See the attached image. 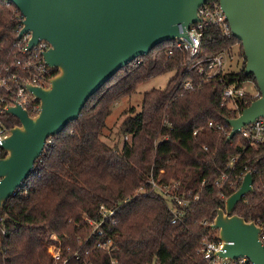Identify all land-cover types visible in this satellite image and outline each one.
<instances>
[{
	"label": "trees",
	"instance_id": "16d2710c",
	"mask_svg": "<svg viewBox=\"0 0 264 264\" xmlns=\"http://www.w3.org/2000/svg\"><path fill=\"white\" fill-rule=\"evenodd\" d=\"M20 27L16 6L0 0V73L6 66L17 70ZM173 43L164 41L119 68L89 97L77 119L51 136L26 183L0 208V264H53L47 250L51 234L60 239L70 264H209L197 251L211 230L201 221L213 220L239 186L238 176L248 170L253 190L233 212L264 226V142L250 144L239 133L226 139L207 125L212 120L230 131L227 119L237 111L222 104L226 84L251 79L259 90L255 77L244 74V61L239 70L207 76L209 59L218 52L238 45L244 55L241 41L209 27L198 54L190 56ZM169 69L176 72L166 85L145 91L140 110L123 120L120 132L127 138L121 147L106 144L101 134L111 105ZM49 71L53 75L57 69ZM187 79L193 89L183 88ZM253 99L250 91L238 97V111ZM5 118L10 126L19 123L13 115ZM222 172L228 177L217 183ZM151 176L159 183L178 182V192L189 200L176 204L183 209L176 221L167 199L149 183ZM101 205L115 208L116 221L105 218L97 235L88 220L101 219ZM100 239L111 240L109 251L95 246ZM75 252L79 258L72 256Z\"/></svg>",
	"mask_w": 264,
	"mask_h": 264
},
{
	"label": "water",
	"instance_id": "95a60500",
	"mask_svg": "<svg viewBox=\"0 0 264 264\" xmlns=\"http://www.w3.org/2000/svg\"><path fill=\"white\" fill-rule=\"evenodd\" d=\"M23 14L16 39L30 32L27 49L46 39L50 47L43 57L57 72L47 86L27 83L40 109L30 115L18 102L6 112L19 123L0 156V208L26 183L46 139L77 119L89 97L119 68L146 54L157 44L186 36L198 21V8L206 0H9ZM232 35L241 41L244 74L255 77L259 95L227 119L226 139L242 126L264 117V0H218ZM182 24L183 31H179ZM253 190V176L246 171L239 186L216 209L210 227L217 231L221 249L215 253L231 259L248 257L264 264L261 225L233 212L235 205Z\"/></svg>",
	"mask_w": 264,
	"mask_h": 264
},
{
	"label": "built area",
	"instance_id": "2783aa9c",
	"mask_svg": "<svg viewBox=\"0 0 264 264\" xmlns=\"http://www.w3.org/2000/svg\"><path fill=\"white\" fill-rule=\"evenodd\" d=\"M197 12L200 19L189 25L186 30L187 35L169 40L174 42L173 46L176 48L187 50L190 56L199 53L201 37L205 30L209 27H215L221 32L223 36H232L229 22L218 0H206L202 5L199 6ZM18 16L20 19V25L22 27L21 20L24 18V16L19 10ZM178 30L183 31L182 24L179 25ZM29 37L30 32L28 31L23 33L21 37L16 40L17 52L21 54L16 62L17 70L13 71L9 66H6L4 67L3 72L0 73V153L5 152L2 144L6 137L10 134V128L12 127L5 118V115H11L6 112L8 105H13L15 102H18L28 111L30 115H35L40 109V104L39 101L35 100L32 92L28 89L27 83L47 86L49 84V78L52 76L49 71L52 67H49L46 64L43 57L44 51H46L51 45L50 42L41 38L38 40L36 45L28 50L27 43ZM226 53V51H220L211 59H209L207 64V76H217L219 72H224L223 68L225 66ZM199 62L200 60L194 62L190 65V67L195 66ZM198 70L200 72L204 70L202 64L198 66ZM182 86L183 88L193 89L195 84L192 82V80L187 79L182 83ZM246 92L247 90L243 84H238L237 82L226 84L221 95L222 104L231 110L237 111L236 113L238 114L240 111H238L239 103L237 98L243 96ZM251 95L252 97L256 98L259 95V90L254 93L251 92ZM207 125L218 130L219 132H222L223 134L228 135L229 133L224 124L209 120ZM195 132L196 130L193 131V133ZM239 134L246 138L250 144L264 142V117H257L254 121L242 126ZM51 143L52 138L50 136L46 139L44 149ZM233 160L234 157L231 158V161ZM243 175L244 174H240L238 178L242 180ZM227 177L228 175L225 172H222L220 178H218L216 182L219 183L221 182L220 180H224ZM149 183H151L152 187L167 199L169 208L173 212L172 221H176V218H179V216L183 213V209H179L176 204L183 206L189 201L184 196V193L178 192V182L172 181L169 183H159L151 176ZM232 183L233 181H230V184ZM16 190L13 192V194L16 192ZM188 194H190V192H188ZM194 198H197V196H194ZM99 212L102 216L99 221L92 219L88 220L91 225L92 232L97 235H101L103 233L100 224L105 218L110 219L112 222L116 221L114 216L115 208H108L104 205H101ZM211 222L212 220L210 221L208 219H203L201 221L203 225H208L211 230H214L210 227ZM261 227L262 230L260 232L259 238L264 245V226L261 225ZM211 230H208L202 236L200 245L197 248V251L202 254L209 264H254L246 256H239L238 258L231 259L217 255L215 252L221 249V241L217 237L214 238V235L217 236V233H213ZM50 238L53 241L48 244L47 250L53 258V264H70V257L68 255L63 256L60 245L57 244L60 241L58 236L51 234ZM110 245V239H100L95 243L96 247L106 249L108 251L111 248ZM72 256L79 258V253L75 252L72 254ZM84 261L87 260L84 259Z\"/></svg>",
	"mask_w": 264,
	"mask_h": 264
},
{
	"label": "rangeland",
	"instance_id": "374dc122",
	"mask_svg": "<svg viewBox=\"0 0 264 264\" xmlns=\"http://www.w3.org/2000/svg\"><path fill=\"white\" fill-rule=\"evenodd\" d=\"M159 44H157V46ZM244 60L245 57L239 52L238 45H235L232 51L226 53L225 55V66L223 70H239ZM175 72V69L166 70L163 73H160L137 85L133 93L130 95L123 96L116 100L111 105V111L106 117V123L102 130L101 139L110 146L117 145L120 148L123 140L127 138V136L121 134L120 132V126L123 120L126 118V116L134 114L140 110L143 94L145 91L151 88H163L167 81L175 75ZM243 85L247 91L252 93L257 91L255 88V82L251 79L245 81Z\"/></svg>",
	"mask_w": 264,
	"mask_h": 264
}]
</instances>
